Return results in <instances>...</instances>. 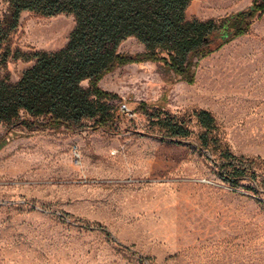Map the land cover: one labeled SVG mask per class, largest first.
I'll return each mask as SVG.
<instances>
[{
	"label": "rangeland",
	"instance_id": "374dc122",
	"mask_svg": "<svg viewBox=\"0 0 264 264\" xmlns=\"http://www.w3.org/2000/svg\"><path fill=\"white\" fill-rule=\"evenodd\" d=\"M251 1L191 0L186 17L218 22ZM4 8L0 0V17ZM74 24L71 14L25 11L13 43L52 52ZM143 49L133 36L118 46ZM32 63L11 61V80ZM100 86L117 93L113 106L162 105L190 135L162 140L130 111L109 131L89 122L74 131L15 127L0 144V264H264V14L199 57L192 84L144 62L116 68ZM200 108L215 121L207 148L192 114ZM234 167L247 173L237 185L220 176Z\"/></svg>",
	"mask_w": 264,
	"mask_h": 264
},
{
	"label": "trees",
	"instance_id": "16d2710c",
	"mask_svg": "<svg viewBox=\"0 0 264 264\" xmlns=\"http://www.w3.org/2000/svg\"><path fill=\"white\" fill-rule=\"evenodd\" d=\"M0 17V124L5 126L0 144L14 128L77 130L89 122L93 130H113L123 116L113 106L117 93L100 86L102 78L118 67L144 62L166 66L179 80L192 84L199 57L219 49L233 38L246 34L253 21L264 14V0H252L242 10L214 19L187 18L191 0H2ZM40 16L60 13L74 17V27L63 47L52 52L26 54L13 43L23 12ZM133 36L144 49L129 53L118 50ZM33 60L13 82L9 63ZM86 81L84 87L82 82ZM129 111L147 116L148 131L163 140L179 143L190 135L186 121L153 102L126 99ZM204 129L201 146L208 147L207 135L215 121L206 109L192 112ZM224 156H230L228 151ZM247 175L242 167L221 173L237 185ZM253 178V176H252Z\"/></svg>",
	"mask_w": 264,
	"mask_h": 264
},
{
	"label": "built area",
	"instance_id": "2783aa9c",
	"mask_svg": "<svg viewBox=\"0 0 264 264\" xmlns=\"http://www.w3.org/2000/svg\"><path fill=\"white\" fill-rule=\"evenodd\" d=\"M119 109H120V111H122V112H127V111H129L128 108L126 107V105H125L124 103L120 104Z\"/></svg>",
	"mask_w": 264,
	"mask_h": 264
}]
</instances>
